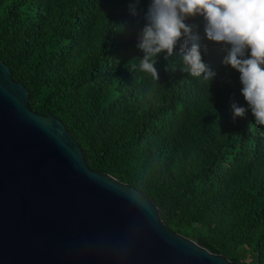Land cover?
<instances>
[{
  "label": "trees",
  "instance_id": "1",
  "mask_svg": "<svg viewBox=\"0 0 264 264\" xmlns=\"http://www.w3.org/2000/svg\"><path fill=\"white\" fill-rule=\"evenodd\" d=\"M133 2L0 0V61L30 109L63 123L91 170L143 193L168 229L207 251L264 264V127L240 74L205 40L209 84L181 71L177 47L160 54L149 95L137 43L151 0H139L136 16ZM189 23L203 35L201 17ZM233 102L243 118L233 120Z\"/></svg>",
  "mask_w": 264,
  "mask_h": 264
},
{
  "label": "water",
  "instance_id": "2",
  "mask_svg": "<svg viewBox=\"0 0 264 264\" xmlns=\"http://www.w3.org/2000/svg\"><path fill=\"white\" fill-rule=\"evenodd\" d=\"M0 61V264H237L168 229L134 187L91 170Z\"/></svg>",
  "mask_w": 264,
  "mask_h": 264
},
{
  "label": "clouds",
  "instance_id": "3",
  "mask_svg": "<svg viewBox=\"0 0 264 264\" xmlns=\"http://www.w3.org/2000/svg\"><path fill=\"white\" fill-rule=\"evenodd\" d=\"M138 3H130L133 16ZM197 17L202 18L203 35L189 23ZM144 20L137 47L143 52L139 69L151 81L149 95L160 79L155 67L160 54L168 59L177 54V47L181 71L209 84L216 73L203 59L206 40L226 53L223 65L239 72L241 94L254 125L264 127V0H151ZM230 108L233 120L244 117L245 107L233 102Z\"/></svg>",
  "mask_w": 264,
  "mask_h": 264
},
{
  "label": "rangeland",
  "instance_id": "4",
  "mask_svg": "<svg viewBox=\"0 0 264 264\" xmlns=\"http://www.w3.org/2000/svg\"><path fill=\"white\" fill-rule=\"evenodd\" d=\"M188 238V237H187ZM189 239H191V238H189ZM192 240V239H191ZM193 241V240H192Z\"/></svg>",
  "mask_w": 264,
  "mask_h": 264
}]
</instances>
